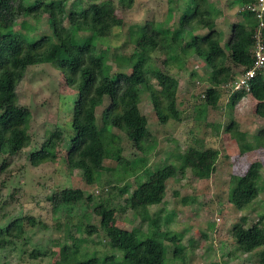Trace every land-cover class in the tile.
Instances as JSON below:
<instances>
[{
	"label": "trees",
	"instance_id": "trees-1",
	"mask_svg": "<svg viewBox=\"0 0 264 264\" xmlns=\"http://www.w3.org/2000/svg\"><path fill=\"white\" fill-rule=\"evenodd\" d=\"M133 1L118 0V3L130 6ZM237 1L241 7L255 0ZM183 3L175 21L146 19L130 25L125 30L126 42L132 45L129 53L109 56V50L117 47L114 42L119 39L124 25L113 0H78L70 10L66 9L67 0H34L33 3L0 0V152L13 155L30 144L31 114L17 101L16 87L29 68L37 64L52 66L74 90L69 107L72 133L64 137L63 142L67 147L68 172H77L87 185L110 182L109 179L103 182V176L110 172L106 159L123 161L122 138L118 133L139 152L154 148L156 141L151 138L147 116L139 107L143 94L150 100L159 124L179 119L176 92L180 69L190 70L195 76L193 63L199 62L205 70L209 84L199 91L198 97L202 94L200 104L194 108L196 116L203 118L207 107L216 108L223 85L230 84L236 74H243L253 64V34L259 19L239 9L237 19L230 25L229 36L222 43V32L216 23L223 14L222 9L212 8L209 0H183ZM172 12L169 9L170 19ZM42 16L50 31L37 34ZM197 27L206 30L205 33L189 35ZM182 43L191 46L192 60L178 54V45ZM234 68H239V72H234ZM244 93L255 99V112L264 117V68L250 80L248 90L237 89L229 97V121L223 130L236 141L239 150L252 148V143L244 140L245 131L239 129L231 114L234 96ZM104 96L110 98L103 113L110 130L98 132L95 107ZM46 137L40 148L30 153L32 165L51 157L57 135L49 132ZM254 138L262 145L264 128L254 133ZM217 157V149L202 147V139L196 138L186 147L181 165L163 162L152 170L144 167L133 190L128 191L127 186L120 189L122 208L130 210L147 230H154L153 235L142 241H137L129 230L113 224L114 213L109 201L85 198L81 189L69 185L54 190L47 196L53 216L66 219L61 235L51 241L56 248L57 263L167 264L164 241L178 239V235L161 231L165 220L158 212L151 213L150 207L163 202L169 178L183 174L186 169L198 178H208ZM261 167L259 161L250 163L223 199L233 205L235 211L250 208L257 212L258 194L260 189L264 190V183L261 185L259 181ZM87 212L98 217L96 225L83 222ZM74 218L76 222H72ZM247 221L244 214L235 219L229 229V243L244 252L260 248L257 264H264V214H258L251 224ZM35 225L32 215L20 214L0 226V250L15 240H23L27 230ZM60 225L58 222L56 228ZM99 235L112 253H98V241L94 247L88 244L92 236ZM30 253L35 257L50 252L34 248ZM172 257L183 261L179 248L174 249Z\"/></svg>",
	"mask_w": 264,
	"mask_h": 264
},
{
	"label": "rangeland",
	"instance_id": "rangeland-1",
	"mask_svg": "<svg viewBox=\"0 0 264 264\" xmlns=\"http://www.w3.org/2000/svg\"><path fill=\"white\" fill-rule=\"evenodd\" d=\"M77 1L67 0L66 9L70 10ZM209 1L212 8H221L223 11L216 19L223 43L229 36L231 23L237 19L240 6L237 0ZM24 2L33 3L34 0ZM113 3L117 15L124 20V25L120 29L119 39L114 42L117 47L109 50V56H112L111 53H129L132 45L126 42L125 30L130 25L146 19H153L154 22L175 21L184 7L183 0H134L130 6L119 4L118 0H113ZM169 9L173 11L171 19ZM38 27L37 34L50 31L45 16H42ZM205 31L197 27L189 35L204 34ZM104 51L107 53V49ZM177 51L182 58L189 61L193 59L191 46L179 44ZM111 63L114 64L113 61ZM156 63L159 65V61ZM193 68L197 71L195 76L185 68L178 72V120H170L165 125L159 124L150 100L142 95L139 107L147 116L149 132L156 144L153 149L142 153L132 147L122 133H118L122 138L120 155L123 161L117 163L113 158L106 159L110 172L103 176V182L108 179L110 182L98 186L85 184L77 172H68L67 147L63 138L72 133L69 107L74 90L48 64H37L29 68L18 83L16 93L17 101L26 106L31 114L28 130L31 141L28 147L13 155L0 152V166L3 164L0 168V226L20 214L32 215L36 225L27 230L23 240H15L0 250V264H58L56 248L51 241L61 235L66 219L53 216L47 196L64 185L81 189L85 198L91 196L94 201H109L114 213L113 224L129 230L137 241L153 235V229L147 230V226L140 225L130 210L122 208L120 189L127 186L128 191L133 190L144 167L152 170L163 162L181 165L186 147L192 145L196 138L202 139V147L218 150L214 171L208 178H198L186 169L183 174L169 178L163 202L150 207L151 213L158 212L165 220L161 231L178 235V239L164 241L165 255L169 259L167 264H257L260 248L251 252L241 251L229 243V229L240 215H246L247 224H251L258 214H264V190L260 189L258 194L260 203L256 206L257 212L250 208L237 212L233 205L224 200L235 186L237 176L244 174L254 161H259L262 165L259 181L261 185L264 183V143L258 145L254 138V133L264 128V117L256 114L257 102L249 93L234 96L231 114L239 129L245 131L244 140L252 143L251 149L239 150L236 141L223 130L224 124L229 121V97L236 89H229V83L223 85L217 107H207L205 116L197 117L194 108L201 102L202 93L198 97L199 91L209 83L199 62L193 63ZM112 70L116 71V68L113 67ZM129 70L128 68L127 71ZM233 71L239 72V68H234ZM239 76L240 74H236L234 79ZM233 80L230 82L231 86ZM109 104L110 98L107 96L96 104L98 132L110 130L103 117ZM49 132L57 135V141L49 155L51 157L38 165H32L30 153L40 148ZM85 217L83 222L97 224L98 217L90 212ZM76 220L74 218L72 222ZM57 221L61 223L60 228H56ZM97 241L98 253H112L101 235L92 236L88 244L94 247ZM34 248L46 249L50 253L34 257L30 253ZM175 248L181 250L183 261L173 259Z\"/></svg>",
	"mask_w": 264,
	"mask_h": 264
},
{
	"label": "built area",
	"instance_id": "built-area-1",
	"mask_svg": "<svg viewBox=\"0 0 264 264\" xmlns=\"http://www.w3.org/2000/svg\"><path fill=\"white\" fill-rule=\"evenodd\" d=\"M241 11L251 12L257 17L258 24L254 30L255 44L252 51L253 64L232 82V89H249V82L260 69L264 68V0H255L251 4L242 5Z\"/></svg>",
	"mask_w": 264,
	"mask_h": 264
}]
</instances>
